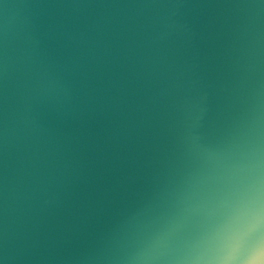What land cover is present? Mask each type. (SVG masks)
Listing matches in <instances>:
<instances>
[{"label":"water","instance_id":"95a60500","mask_svg":"<svg viewBox=\"0 0 264 264\" xmlns=\"http://www.w3.org/2000/svg\"><path fill=\"white\" fill-rule=\"evenodd\" d=\"M264 264V0H0V264Z\"/></svg>","mask_w":264,"mask_h":264},{"label":"clouds","instance_id":"9594fccd","mask_svg":"<svg viewBox=\"0 0 264 264\" xmlns=\"http://www.w3.org/2000/svg\"><path fill=\"white\" fill-rule=\"evenodd\" d=\"M250 264H260L259 261H251Z\"/></svg>","mask_w":264,"mask_h":264}]
</instances>
